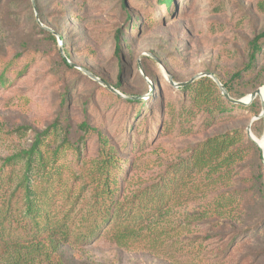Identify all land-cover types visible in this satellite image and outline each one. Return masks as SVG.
<instances>
[{"label": "trees", "instance_id": "trees-1", "mask_svg": "<svg viewBox=\"0 0 264 264\" xmlns=\"http://www.w3.org/2000/svg\"><path fill=\"white\" fill-rule=\"evenodd\" d=\"M34 1L44 20L37 5L40 0ZM157 2L168 10L174 7V0ZM120 7L127 24L114 33V56L122 70L123 55L130 48L127 34L136 31L137 20L130 22L124 0ZM158 22L149 19L147 25ZM47 36L55 40L50 31ZM62 49L70 59L65 45ZM263 49L264 29L248 42L246 60L232 81L207 72L216 75L231 97L242 98L264 86V65L258 66ZM20 56L0 58V88L27 68ZM61 63L83 73L64 57ZM143 69L160 93L159 80ZM250 74L249 88L241 90L244 76ZM112 86L127 92L118 81ZM98 87L109 99L136 108L120 147L85 122L80 124L84 131L72 139L70 123L61 114L35 132L28 147L0 157V264H63L58 253L61 245L82 247L105 239L124 250L148 251L175 264H228L233 250L264 228V165L260 149L245 132L250 118L261 110L259 98L249 105L232 103L208 76L173 87L174 98L159 97L152 103L153 94L135 100ZM68 91L62 93V106ZM219 124L226 128L206 135L190 145L184 156L144 177H132L130 168L135 164L118 152V148L141 151L160 129L190 136ZM92 131L98 145L88 156L86 139ZM251 131L262 135L263 118L251 123ZM197 225L204 227L206 237L184 236ZM211 234H221L223 239L209 248L203 242Z\"/></svg>", "mask_w": 264, "mask_h": 264}, {"label": "rangeland", "instance_id": "rangeland-1", "mask_svg": "<svg viewBox=\"0 0 264 264\" xmlns=\"http://www.w3.org/2000/svg\"><path fill=\"white\" fill-rule=\"evenodd\" d=\"M81 1L40 0L37 5L42 9L44 20H41L31 0H0V58L8 60L21 54L20 60L28 63L8 86L0 88V157L28 147L35 132L61 114L70 123L72 139L84 131L80 124L85 122L90 129L102 131L112 144L121 145L124 128L136 108L109 99L99 90L101 84L83 73L66 69L61 63L65 53L63 49L62 53L59 51L64 45L70 62L89 69L110 85L118 81L127 91L115 88L119 93L146 100L151 79L142 76L140 63L142 69L146 67L160 82V93L153 87L152 103L159 97L176 96L165 71L174 81H186L208 70L232 81L246 60L248 42L264 29V0H174L170 10L157 0H124L130 22L136 19L137 28L127 34L130 48L123 55L120 70L114 56V33L119 28L124 30L127 24L125 11L120 7L122 0H86L79 10ZM75 11H79L77 15ZM147 18H158L160 22L148 26ZM43 26L54 31V41ZM148 53L155 55L161 64ZM262 65L264 49L258 60V66ZM252 77L253 74L244 76L247 82L241 83V90L249 88L248 79ZM66 89L68 98L62 106L60 100ZM224 128L226 125L219 124L190 136L165 134L160 129L149 137V145L141 151L118 148V152L135 164L136 168H130L132 177H144L184 156L190 145L206 135ZM90 133L86 139L88 156L95 153L98 145L97 137L93 131ZM184 236L202 238L206 232L197 225ZM222 239L221 234H211L203 243L211 248ZM58 253L63 264H175L148 251L124 250L109 239L82 247L61 245ZM228 264H264V228L239 244L229 256Z\"/></svg>", "mask_w": 264, "mask_h": 264}, {"label": "water", "instance_id": "water-1", "mask_svg": "<svg viewBox=\"0 0 264 264\" xmlns=\"http://www.w3.org/2000/svg\"><path fill=\"white\" fill-rule=\"evenodd\" d=\"M31 3L33 5V8L34 10L36 9V3L34 0H31ZM37 17V15H36ZM46 30L50 31L51 33H54V31L46 26H43ZM60 52L62 53V47H60ZM148 55L150 57H152L156 62H158L159 64H161V61L153 54L151 53H148ZM62 56L67 60V62L76 67L77 69L81 70L87 77H89L90 79H92L93 81H96L98 82L99 84H101L102 86H104L106 89H108L109 91L121 96V97H124V98H130V99H142L141 96H133V95H123L121 93H119L112 85H110L107 81H105L104 79L98 77L97 75H95L94 73H92L91 71H89L88 69L82 67V66H79L73 62H70L67 57L62 54ZM139 71L140 73L142 74L143 77H146L143 69H142V66L141 64L139 63ZM166 73V79L167 81L174 87L176 88H182L188 84H190L191 82H193L195 79L199 78V77H202V76H208L210 77L214 83L217 85L218 89L220 90L221 94L223 95L224 98L228 99L230 102L232 103H235V104H240V105H249L256 97L259 98L260 100V104H261V110L258 114L254 115L253 117H251L249 123L247 124L246 126V133L247 135L250 137V139L258 146V148L260 149V152H261V155H262V162H263V165H264V142H263V145L254 137V135L252 134V131H251V123L254 121V120H258L260 118H263L264 120V98L262 96V88L264 89V86L263 87H258L256 88L254 91L248 93L246 96L242 97V98H233L229 95L228 91L226 90V88L224 87V85L220 82V80L216 77L215 74L211 73V72H207V71H202V72H199V73H196L195 75H193L191 78H189L188 80L186 81H174L172 76L167 72L165 71ZM148 84H149V87H150V91L148 92L147 95H151L152 92H153V87H154V84L152 81H149L148 80ZM245 98V99H244ZM263 134H264V131H263ZM262 134V135H263Z\"/></svg>", "mask_w": 264, "mask_h": 264}, {"label": "bare ground", "instance_id": "bare-ground-1", "mask_svg": "<svg viewBox=\"0 0 264 264\" xmlns=\"http://www.w3.org/2000/svg\"><path fill=\"white\" fill-rule=\"evenodd\" d=\"M262 96L264 98V89L262 88ZM245 99V98H244ZM253 134V133H252ZM254 135V134H253ZM254 137L263 145V142H264V134L261 135L260 137L254 135Z\"/></svg>", "mask_w": 264, "mask_h": 264}]
</instances>
